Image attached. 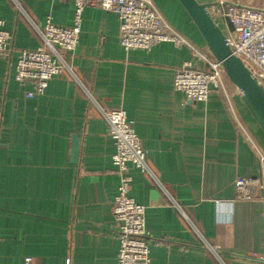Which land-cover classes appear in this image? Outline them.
Here are the masks:
<instances>
[{"label":"crops","instance_id":"crops-1","mask_svg":"<svg viewBox=\"0 0 264 264\" xmlns=\"http://www.w3.org/2000/svg\"><path fill=\"white\" fill-rule=\"evenodd\" d=\"M197 1L224 33L231 29L214 12L225 4ZM18 2L0 0L13 47L0 55V264H23L25 255L31 264H116L119 175L105 106L125 110L147 149L149 170L128 169L130 194L145 205L152 264H264L263 203L234 198L235 179L259 175L264 158V130L240 90L223 74L228 99L217 90L187 99L173 86L175 68L186 60L205 66L190 46L160 41L126 50L117 14L87 5L78 41L64 53L69 68L27 97L31 84L14 78L18 49L41 44L34 25L47 17L72 25L75 7L72 0ZM153 2L191 45L208 51L179 0Z\"/></svg>","mask_w":264,"mask_h":264},{"label":"built area","instance_id":"built-area-1","mask_svg":"<svg viewBox=\"0 0 264 264\" xmlns=\"http://www.w3.org/2000/svg\"><path fill=\"white\" fill-rule=\"evenodd\" d=\"M73 24L60 26L49 17L43 25L34 28L41 37V44L34 48H20L14 66V78L18 82H29L31 88L25 96L32 97L44 92L48 80L69 68L64 53L71 52L79 37L80 14L84 6L98 5L115 12L120 21V44L126 50L149 49L160 41L175 45L185 44L192 48L204 62L200 67L190 60L177 66L173 75V86L192 101H203L211 90L219 91L228 99L221 61L209 57L174 28L163 16L153 0H72ZM13 2L19 6L18 0ZM225 4L220 10L230 22L231 29L225 40L231 51L239 56L259 83H264V6L241 1L217 0ZM208 10V9H207ZM210 11V10H208ZM12 33L0 18V55L12 50ZM264 86V85H263ZM107 120V132L115 144L111 154L118 175V190L112 203V213L117 224L118 250L116 264H152L145 226V205L130 194L132 176L128 165L133 164L141 171L149 170L147 149L142 146L138 135L126 119L125 110L119 107H101ZM260 173L257 176H240L234 181L235 199L260 200L264 206V158L260 156ZM32 257L25 255L23 264H31Z\"/></svg>","mask_w":264,"mask_h":264},{"label":"water","instance_id":"water-1","mask_svg":"<svg viewBox=\"0 0 264 264\" xmlns=\"http://www.w3.org/2000/svg\"><path fill=\"white\" fill-rule=\"evenodd\" d=\"M213 56L221 61L229 80L240 90L251 113L264 130V86L253 76L242 59L235 55L225 40V34L212 18L206 5L197 0H179ZM72 161L77 160V139L73 137ZM158 193L157 190L153 194Z\"/></svg>","mask_w":264,"mask_h":264},{"label":"trees","instance_id":"trees-1","mask_svg":"<svg viewBox=\"0 0 264 264\" xmlns=\"http://www.w3.org/2000/svg\"><path fill=\"white\" fill-rule=\"evenodd\" d=\"M206 53H207V55H208L209 57H214L213 54L209 51V49H208V51H207ZM224 77L228 78L227 75H226V73H224ZM228 79H229V78H228Z\"/></svg>","mask_w":264,"mask_h":264},{"label":"rangeland","instance_id":"rangeland-1","mask_svg":"<svg viewBox=\"0 0 264 264\" xmlns=\"http://www.w3.org/2000/svg\"><path fill=\"white\" fill-rule=\"evenodd\" d=\"M263 85H264V83H263Z\"/></svg>","mask_w":264,"mask_h":264}]
</instances>
